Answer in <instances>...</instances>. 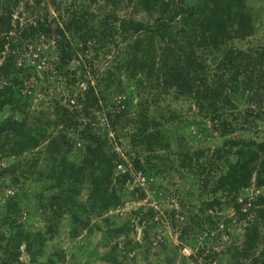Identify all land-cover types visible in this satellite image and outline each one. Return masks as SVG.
Segmentation results:
<instances>
[{"label":"trees","instance_id":"16d2710c","mask_svg":"<svg viewBox=\"0 0 264 264\" xmlns=\"http://www.w3.org/2000/svg\"><path fill=\"white\" fill-rule=\"evenodd\" d=\"M21 1L0 0V116L3 115L0 118V158L27 155L29 159H24L26 168L22 162L10 165L12 185L21 178L36 174L38 180H43L42 187L53 193L49 196L51 213L43 233L25 232L21 227L15 229L14 222H8L7 217L0 220V224L8 223L10 227L6 242L0 244V252L5 257H2L1 264L14 262L22 244L31 262L36 264L37 253L41 255L43 251L41 241L53 236L63 215H67L71 223L69 235L76 236L88 228L92 217H102L123 203L124 187L133 181L130 172L119 173L116 169L118 163H125L108 145L109 130L100 132L92 122H87L81 130L75 131L79 128L75 127V132H56L60 124L79 126L77 108L53 105V111L48 114L41 111L30 117L25 113L26 101L17 91L21 83L17 60L26 50V43L41 36H59L57 70L76 59L78 54L83 55L88 50L89 41H95V44L90 43L95 57L100 53L108 54L112 46L120 48L115 56L117 62L108 69L105 77L97 78L96 86L101 89V84L105 83V87L111 88L115 81H121V77L116 75L120 73L131 81L140 97L135 120L125 119V109L113 115L108 113L106 118L107 126L117 136L125 131L132 147L129 158L135 172L146 179L164 175L156 164L165 156L160 152L166 151L163 154L173 153V167H181L193 176V180L186 179L188 184L183 185L189 186L186 195L204 192L211 196L223 191L236 201L238 194L250 185L253 173L255 185L264 186V139L227 138L221 147L213 149V155L208 156L206 151L209 148L190 151L183 146L192 140L188 137L190 129L185 126L187 118L169 111L170 120L162 124L146 114L148 108L143 109L141 105H145L141 102V92L149 86L155 89L153 81L158 80L157 89L161 90L163 99L195 102L202 120L221 123L222 114L230 112L227 116H232L231 120L240 121L241 126L237 129L231 122L221 123L222 136L228 130L248 133L256 130L259 124L264 126V45L247 46L246 49L234 46L253 35V7L247 0H90L93 4L101 1L103 7L112 11L98 18L88 11L73 10L64 24L55 29L45 22V18L42 22L40 16L20 27L18 20H13V12ZM127 2L135 11L140 9L144 12L147 20L117 18L115 12L123 10L126 6L123 4ZM109 20L111 25L118 22V26L112 27ZM12 31L18 34L13 35ZM65 32L71 33L72 41L78 36L75 48L71 40L66 39ZM120 36L122 43L126 40L122 47L116 41ZM127 87L121 88L120 84L117 89L122 93ZM88 90L84 93V101L77 97L87 118L90 117L89 109L98 107L102 97L101 91L96 93L94 86L90 85ZM194 125L197 132H206L202 124V128ZM181 128L183 130L179 134ZM168 129L174 130L172 136ZM74 137L82 147L77 161L67 159L75 146L72 142ZM42 143L45 144L40 149ZM175 144L180 149L175 150L172 147ZM41 163L46 164L45 175L35 171ZM152 186V190H161L159 184ZM209 186L212 188L206 191ZM134 191H138L140 200L144 199L143 191L137 187ZM81 192L87 193L84 201L80 200ZM201 205L204 210L212 209L219 205V199L202 200ZM254 205L261 207H257V217L246 229L244 249L234 254L235 264H247V261L248 264H264V247L259 256L254 253L260 244L258 226L260 222L264 224V197H257ZM4 207L6 212L16 211L12 200H7ZM134 216L137 225L141 226L153 216V209L144 214L134 212ZM133 227L130 222L118 225L112 231L113 236L127 234ZM185 232L183 228L179 231L181 241ZM146 234L143 230L145 238ZM115 257L113 248L104 253L102 259L109 264H117ZM175 260L176 256L170 259L166 255L164 262L174 264ZM49 261L40 264H51Z\"/></svg>","mask_w":264,"mask_h":264},{"label":"rangeland","instance_id":"374dc122","mask_svg":"<svg viewBox=\"0 0 264 264\" xmlns=\"http://www.w3.org/2000/svg\"><path fill=\"white\" fill-rule=\"evenodd\" d=\"M247 1L253 7V35L245 42L234 44L235 47L241 49H246L247 46L254 48L264 45V0ZM38 4L39 6H37ZM123 5H126L123 10L115 12L117 18H132L135 21L147 20L146 14L140 9L135 11L133 5L128 2ZM73 10L88 11L98 18L112 11L109 7H103L101 1L93 4L90 0H22L13 12V20H18L21 27L26 22L32 23L37 16H40L42 22L46 19L45 22L55 29L56 26L60 27L64 24ZM109 21L111 25V20ZM118 24L115 22L113 25L117 27ZM113 25L111 26L113 27ZM12 33L13 35L18 34L13 31ZM65 35L67 40L72 39L70 32H65ZM73 39L75 41L71 40V44L75 48L78 36L76 35ZM131 39L132 37L129 38V40ZM58 40H60L59 36L53 35L33 39L32 42L26 43V50L18 57L21 83L17 86V91L26 101L25 113L30 114V117L41 111L48 114L53 111V105L69 109L77 108L79 110L77 116L79 126H73L71 123L65 126L60 124L56 132L62 130V132L71 133L75 127H79L75 130L78 131L87 122H92L95 129L100 132L109 130L108 145L120 155L119 158L125 163H118L122 168L116 169L119 173L130 172L133 181L124 187L123 203L109 210L102 217H92L88 228L80 231L76 236L69 235L71 223L69 217L63 215L55 227L53 236L41 241L43 251L41 255L37 253L35 263H44L50 259L51 264H109L102 257L104 253L115 248L117 264H165L166 255L170 259L176 256L174 264H235L234 254L236 251L244 249L246 229L251 227L257 217L255 213L257 207H261L254 205V202L257 197H264V186L257 187L255 185V173L252 175L250 185L243 189L238 194L237 200L234 201L232 196H226L223 191H218L210 196L204 192L197 195L198 192L195 190L196 193L186 195L185 191L189 189V186L183 185L187 183L186 179L193 180V176L181 167L172 166V152H168V154H163L166 151L160 152L162 153L160 155L165 156L156 165L161 171H164V175L150 176L149 179H146L140 173L135 172L132 160L129 158V155L132 154V147L129 146L125 131L121 132L122 135L117 136V133L107 126L106 118L108 113L113 115L125 109V119L135 120L139 111L137 106L140 103V97L131 86V81L126 80V77L120 73L116 75L121 77V81H115L111 88L105 87V83L101 84V89L96 86L97 78L105 77L108 69L113 68L114 63L117 62L115 56L120 48L118 50L112 46L108 54L100 53L98 57H95L90 49L95 41H89L87 43L88 50L83 55L78 54L76 59L69 62L64 68L57 70L55 66L58 62ZM116 41L119 47L126 43V40L121 42V36ZM90 43L92 44L90 45ZM142 78L145 79V77ZM153 83L157 89L158 80H154ZM120 84L121 88L128 85L125 92L121 93V90L117 89ZM90 85L94 86L96 93L100 90L102 97L98 107L89 109L90 117L87 118L82 105L77 102V97L84 101L86 97L84 93L89 91ZM155 89L149 86L141 92L143 95L141 102H145V105L141 104L142 108H148L145 113L162 124L170 120L169 111L175 112L174 115H181L183 119L187 118L185 126L189 127L188 137H191L192 140L187 141L183 146L190 151L209 148L206 155L211 156L213 149L221 147L227 138L264 139L262 124H259L256 130L248 131V133L228 130L227 134L222 136L220 134L221 123L227 121L230 124L231 122L234 129L241 126L240 121L234 122L231 120L232 116H227L230 112L222 114L224 121L222 120L221 123L218 120L214 122L211 119L202 120L195 102L166 100L163 99L161 90ZM2 117L1 114L0 118ZM194 124L199 127L202 124L206 132L203 134L197 132ZM168 130L171 131L172 136L174 130ZM182 130L183 128L179 134ZM72 140L75 146L67 155V159L77 161L80 159L82 147L77 137ZM43 144L45 143L40 144V149ZM172 147L175 150L180 149L178 144ZM232 153L233 151L230 152V155ZM24 159L28 160L29 157L24 155L20 158H0V220L7 217L8 222H14L15 229L21 227L25 232L39 231L43 233L47 225V217L51 213L48 202L49 196L53 192L42 187L43 180H38L36 174L21 178L17 184L12 185L10 165L22 162L21 165L26 168ZM40 165L35 171L45 175L46 164L41 163ZM152 184H159L161 190L155 188L152 190L150 188H153ZM211 186L206 191H210ZM136 187L145 193L144 199H139L138 191H134ZM183 187L185 188L183 189ZM86 197L87 193L81 192L80 200L84 201ZM213 198L219 199V205L204 210L201 201L213 200ZM7 200L15 202V212L12 210H7L10 213L6 212L4 205ZM149 209H153V216L143 225L138 226L134 212L141 211L144 214L148 213ZM126 222L132 223L133 229L120 237H114L112 231L118 225ZM182 228L186 229V234L183 235L181 241L179 231ZM143 230L147 233L146 238L143 236ZM9 232L8 223L0 224V237L4 238V240L0 239V244L3 245L6 242ZM258 232L260 244L254 250L256 257L264 247V224L261 222ZM3 235L6 236L3 237ZM198 251H201L200 255ZM2 257L4 256L0 252V261L5 258ZM17 259L18 261H15ZM17 259L15 258L14 262L10 264H33L23 244L19 247ZM246 263L248 264L249 261Z\"/></svg>","mask_w":264,"mask_h":264},{"label":"built area","instance_id":"2783aa9c","mask_svg":"<svg viewBox=\"0 0 264 264\" xmlns=\"http://www.w3.org/2000/svg\"><path fill=\"white\" fill-rule=\"evenodd\" d=\"M122 168V166L121 165H117V169H121Z\"/></svg>","mask_w":264,"mask_h":264}]
</instances>
